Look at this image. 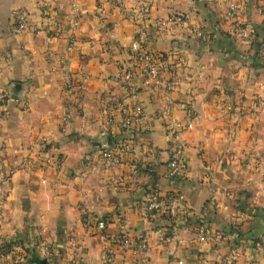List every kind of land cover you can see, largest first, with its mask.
Instances as JSON below:
<instances>
[{
    "label": "crops",
    "instance_id": "1",
    "mask_svg": "<svg viewBox=\"0 0 264 264\" xmlns=\"http://www.w3.org/2000/svg\"><path fill=\"white\" fill-rule=\"evenodd\" d=\"M1 94L0 264H264V0H0ZM151 190L177 212L144 219Z\"/></svg>",
    "mask_w": 264,
    "mask_h": 264
},
{
    "label": "built area",
    "instance_id": "2",
    "mask_svg": "<svg viewBox=\"0 0 264 264\" xmlns=\"http://www.w3.org/2000/svg\"><path fill=\"white\" fill-rule=\"evenodd\" d=\"M239 9V4L237 2H230L229 3V10L230 14L234 15ZM186 20L185 16L183 14H173L168 16L167 18L161 19V20H156L154 21V26H156L159 29H162L166 26L169 25H180L184 23ZM24 18L20 17L18 21V25L15 28V31H19L20 29L23 28L24 25ZM77 25L76 22L73 23V26L75 27ZM231 32L234 36H238L243 39L249 38L251 32L247 28L243 27H234L231 28ZM199 34V33H198ZM131 52L133 55L136 53L137 55H140L142 59L149 61L151 60L150 57L146 54L142 53L141 46L137 44H133L131 47ZM144 72V71H143ZM145 73V72H144ZM6 102V101H16L13 97L6 95V94H1L0 95V102ZM170 128L172 131V136L175 140L178 139V137L187 131H190L193 129V114L188 113L186 118L183 121H176V120H171L170 121ZM126 148L125 147H119L117 149V154H120V152L124 151ZM183 150H184V144L178 143L176 147L173 149L172 154L166 163V175L169 179H180L185 176L186 171H187V165L184 160L183 156ZM104 159H105V165H114L118 162V156L117 155H112V153L106 152L104 154ZM56 161H59L58 158H56ZM36 165L39 168H45L50 166L48 160L44 159H37L36 160ZM9 180L8 177H3L1 180V183L6 182ZM174 199L176 200H181L182 197L176 196ZM179 210L178 212H184L182 207L178 206ZM173 211H176L174 207H170L165 201H163L156 191H149L148 194H146L145 199L142 202V217L144 219H154L158 214L160 213H172ZM177 212V211H176ZM107 219H95L91 223H88L89 229L91 232L94 233V235L98 236L100 239H105L108 240L104 234L105 228L108 224ZM119 248L123 250H129L134 254L137 253H144L147 252L148 250V244L146 241L143 240H132L129 236L123 235L120 240V244L118 245ZM4 251V250H3ZM4 253L0 254V257H4ZM222 264H238L237 263V252L235 250H231L230 254L223 259Z\"/></svg>",
    "mask_w": 264,
    "mask_h": 264
},
{
    "label": "trees",
    "instance_id": "3",
    "mask_svg": "<svg viewBox=\"0 0 264 264\" xmlns=\"http://www.w3.org/2000/svg\"><path fill=\"white\" fill-rule=\"evenodd\" d=\"M105 230H106V228H105ZM104 234H105V231H104ZM123 235H126V233L125 232H119L118 234L110 236V237H107L106 234H105V236L108 239V241L110 243H112L113 245H115L116 247H118V245L120 244V240H121V237ZM1 249L4 250V247H2Z\"/></svg>",
    "mask_w": 264,
    "mask_h": 264
}]
</instances>
